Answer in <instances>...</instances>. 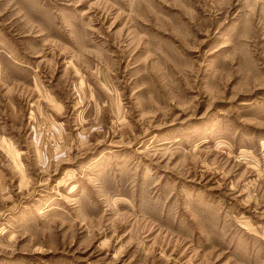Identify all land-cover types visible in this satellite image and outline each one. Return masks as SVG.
<instances>
[{
  "label": "rangeland",
  "instance_id": "obj_1",
  "mask_svg": "<svg viewBox=\"0 0 264 264\" xmlns=\"http://www.w3.org/2000/svg\"><path fill=\"white\" fill-rule=\"evenodd\" d=\"M0 264H264V0H0Z\"/></svg>",
  "mask_w": 264,
  "mask_h": 264
}]
</instances>
